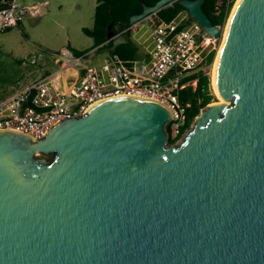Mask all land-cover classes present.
Segmentation results:
<instances>
[{
  "label": "water",
  "instance_id": "obj_1",
  "mask_svg": "<svg viewBox=\"0 0 264 264\" xmlns=\"http://www.w3.org/2000/svg\"><path fill=\"white\" fill-rule=\"evenodd\" d=\"M175 1L218 46L204 0ZM111 50L130 42L114 35ZM209 104L178 145L169 109L99 102L45 136L0 131V264H264V0H240Z\"/></svg>",
  "mask_w": 264,
  "mask_h": 264
},
{
  "label": "built area",
  "instance_id": "obj_2",
  "mask_svg": "<svg viewBox=\"0 0 264 264\" xmlns=\"http://www.w3.org/2000/svg\"><path fill=\"white\" fill-rule=\"evenodd\" d=\"M2 4L0 33L22 23L28 10L17 0H2ZM124 32L143 47L141 58L121 60L107 53L103 61L93 62L90 52L76 55L62 48L54 54L57 69L0 102V131L37 140L57 122L79 117L99 102L134 97L157 101L169 109L167 140L178 145L191 129L181 132L185 107L179 92L195 86L187 78L206 75L212 66L205 62L203 41L207 35L184 11L170 21H157L155 14L149 15Z\"/></svg>",
  "mask_w": 264,
  "mask_h": 264
},
{
  "label": "rangeland",
  "instance_id": "obj_3",
  "mask_svg": "<svg viewBox=\"0 0 264 264\" xmlns=\"http://www.w3.org/2000/svg\"><path fill=\"white\" fill-rule=\"evenodd\" d=\"M17 1L28 10L22 21L23 24L0 33V102L57 69L54 54L62 48L90 52L93 62H101L107 55L104 49L99 51L98 47H94L92 38L81 30L92 27L96 0ZM230 14L231 11L229 17ZM226 23L222 28L223 31ZM144 38L145 36L141 39ZM203 45L205 55L210 50L217 53L219 45L216 46L208 35ZM211 69L212 66L208 68L206 74L209 79H211ZM210 87L214 96L210 104L219 103V98L211 86V80Z\"/></svg>",
  "mask_w": 264,
  "mask_h": 264
},
{
  "label": "trees",
  "instance_id": "obj_4",
  "mask_svg": "<svg viewBox=\"0 0 264 264\" xmlns=\"http://www.w3.org/2000/svg\"><path fill=\"white\" fill-rule=\"evenodd\" d=\"M158 0H96L93 15V25L91 28H82V32L92 38L94 47L98 50L104 49L110 55H116L121 60H134L141 58L139 46L130 38L128 44H121L111 50L112 41L108 40V27L114 35L121 34L129 27V18L142 12V5L152 6ZM236 0H204L202 9L214 26L223 28L231 9ZM3 7L0 0V9ZM186 12L179 1H175L169 6L161 9L155 14L157 21H170L179 12ZM188 14V13H187ZM189 16V15H188ZM193 21V20H190ZM20 23L18 24V26ZM17 26V27H18ZM8 31V30H7ZM76 55H81L86 51L71 50ZM215 51L210 50L206 53L205 62L213 64ZM186 81H195L194 87L187 86L179 92V100L185 107L184 123L181 128L183 133L190 129L199 112L214 100L211 92L209 76L201 73L191 75ZM169 131V125L166 127ZM175 140L168 138V145H173Z\"/></svg>",
  "mask_w": 264,
  "mask_h": 264
},
{
  "label": "bare ground",
  "instance_id": "obj_5",
  "mask_svg": "<svg viewBox=\"0 0 264 264\" xmlns=\"http://www.w3.org/2000/svg\"><path fill=\"white\" fill-rule=\"evenodd\" d=\"M240 0H236L235 4H234V7L231 11V14H230V17L228 18V22L226 23V27L223 31V37H222V40L219 44V47H218V50H217V53H216V56L214 58V61H213V64H212V69H211V86L215 92V94L218 96L219 98V103L218 104H221V103H225L224 100L219 96L218 94V91H217V86H216V73H217V66H218V61H219V55H220V51L222 49V46H223V43H224V39H225V36H226V32H227V29H228V26H229V22L231 20V17L234 13V10L236 8V6L238 5Z\"/></svg>",
  "mask_w": 264,
  "mask_h": 264
},
{
  "label": "crops",
  "instance_id": "obj_6",
  "mask_svg": "<svg viewBox=\"0 0 264 264\" xmlns=\"http://www.w3.org/2000/svg\"><path fill=\"white\" fill-rule=\"evenodd\" d=\"M19 3V2H18ZM19 4H21V3H19ZM22 6H24L23 4H21ZM25 7V6H24ZM32 7H34V6H32ZM27 8V7H26ZM21 24V23H20ZM23 24V23H22ZM16 28V27H15ZM9 31V30H8ZM7 32V31H6ZM139 49H140V53L141 54H143L144 53V50H143V47H141L140 45H139ZM55 63V62H54ZM54 71V70H53ZM51 73V72H50ZM29 75H31V74H29ZM39 79V78H38ZM15 93V92H14ZM14 93H12L9 97H11ZM9 97H7V98H9Z\"/></svg>",
  "mask_w": 264,
  "mask_h": 264
}]
</instances>
